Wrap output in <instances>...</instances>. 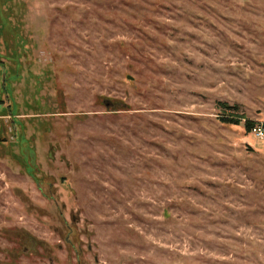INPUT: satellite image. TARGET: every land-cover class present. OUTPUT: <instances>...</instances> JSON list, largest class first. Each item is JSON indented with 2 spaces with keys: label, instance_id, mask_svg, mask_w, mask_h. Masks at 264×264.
Instances as JSON below:
<instances>
[{
  "label": "rangeland",
  "instance_id": "rangeland-1",
  "mask_svg": "<svg viewBox=\"0 0 264 264\" xmlns=\"http://www.w3.org/2000/svg\"><path fill=\"white\" fill-rule=\"evenodd\" d=\"M1 4L0 264H264V0Z\"/></svg>",
  "mask_w": 264,
  "mask_h": 264
},
{
  "label": "trees",
  "instance_id": "trees-1",
  "mask_svg": "<svg viewBox=\"0 0 264 264\" xmlns=\"http://www.w3.org/2000/svg\"><path fill=\"white\" fill-rule=\"evenodd\" d=\"M2 2H3V0H0V13H1V14H0V19H1V21H2V25H3V27H4L6 30H9L10 25H11V22H10L8 16H7L6 11H4V9H3L4 4H3V6H2V4H1ZM13 77H14V76H13ZM245 127H246L247 130H253V128H254L255 126H253V123H252V122H247Z\"/></svg>",
  "mask_w": 264,
  "mask_h": 264
},
{
  "label": "built area",
  "instance_id": "built-area-1",
  "mask_svg": "<svg viewBox=\"0 0 264 264\" xmlns=\"http://www.w3.org/2000/svg\"><path fill=\"white\" fill-rule=\"evenodd\" d=\"M252 131L255 136L264 139V128L255 126Z\"/></svg>",
  "mask_w": 264,
  "mask_h": 264
},
{
  "label": "flooded vegetation",
  "instance_id": "flooded-vegetation-1",
  "mask_svg": "<svg viewBox=\"0 0 264 264\" xmlns=\"http://www.w3.org/2000/svg\"><path fill=\"white\" fill-rule=\"evenodd\" d=\"M1 14V13H0ZM2 22V21H1ZM0 46H1V44H0Z\"/></svg>",
  "mask_w": 264,
  "mask_h": 264
}]
</instances>
